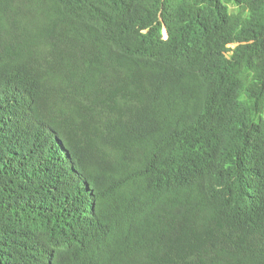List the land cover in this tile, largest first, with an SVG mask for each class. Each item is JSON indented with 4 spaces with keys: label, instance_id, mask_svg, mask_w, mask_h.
I'll return each instance as SVG.
<instances>
[{
    "label": "trees",
    "instance_id": "obj_1",
    "mask_svg": "<svg viewBox=\"0 0 264 264\" xmlns=\"http://www.w3.org/2000/svg\"><path fill=\"white\" fill-rule=\"evenodd\" d=\"M0 264H264V0H0Z\"/></svg>",
    "mask_w": 264,
    "mask_h": 264
},
{
    "label": "rangeland",
    "instance_id": "obj_2",
    "mask_svg": "<svg viewBox=\"0 0 264 264\" xmlns=\"http://www.w3.org/2000/svg\"><path fill=\"white\" fill-rule=\"evenodd\" d=\"M231 47H235V44H232Z\"/></svg>",
    "mask_w": 264,
    "mask_h": 264
}]
</instances>
